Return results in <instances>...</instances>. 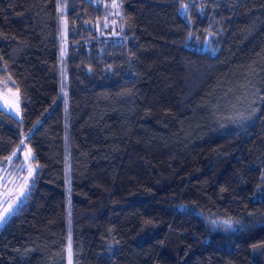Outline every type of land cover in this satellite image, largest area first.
Masks as SVG:
<instances>
[{"label":"trees","instance_id":"obj_1","mask_svg":"<svg viewBox=\"0 0 264 264\" xmlns=\"http://www.w3.org/2000/svg\"><path fill=\"white\" fill-rule=\"evenodd\" d=\"M116 1L66 0L72 264H264V0ZM58 21L0 0V264H68Z\"/></svg>","mask_w":264,"mask_h":264},{"label":"rangeland","instance_id":"obj_2","mask_svg":"<svg viewBox=\"0 0 264 264\" xmlns=\"http://www.w3.org/2000/svg\"><path fill=\"white\" fill-rule=\"evenodd\" d=\"M65 9L66 0H58V18H59V55L61 65V93L64 102V120H65V145H66V158H65V178H66V192H67V216H68V241H67V259L68 264H72V225H71V209H72V184H71V171H70V152H69V94L67 79L65 76L67 68L66 60V27H65ZM119 7L116 0H111L110 5L105 11V18L102 25L108 27L111 31L117 29L118 26H124L120 22L117 14ZM101 25V24H100ZM17 89L6 78L0 79V106L13 115L19 117L21 109L18 102ZM24 159L14 167L7 169L0 165V213L3 209L11 205L9 214L6 216L4 222L0 224V228L4 225L8 217L16 210L17 200L16 195L24 186V181L27 177V172L24 169L31 170L33 163L27 152V148L23 147ZM31 152V150H30ZM15 154H18L16 152Z\"/></svg>","mask_w":264,"mask_h":264},{"label":"snow or ice","instance_id":"obj_3","mask_svg":"<svg viewBox=\"0 0 264 264\" xmlns=\"http://www.w3.org/2000/svg\"><path fill=\"white\" fill-rule=\"evenodd\" d=\"M261 195H264V193H261ZM10 209H11V205H9V207L4 208V209H3V212L0 213V224H2V223L4 222L6 216H7V215L9 214V212H10ZM223 223H224V225H225L226 227L231 228L233 222L229 220V221H224ZM236 223H239V222H236Z\"/></svg>","mask_w":264,"mask_h":264}]
</instances>
